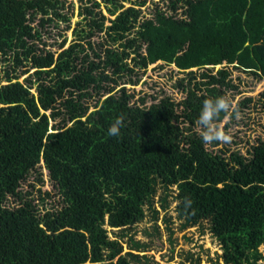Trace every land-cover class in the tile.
I'll use <instances>...</instances> for the list:
<instances>
[{
	"label": "trees",
	"instance_id": "obj_1",
	"mask_svg": "<svg viewBox=\"0 0 264 264\" xmlns=\"http://www.w3.org/2000/svg\"><path fill=\"white\" fill-rule=\"evenodd\" d=\"M147 1L0 0V264H149V244L129 230L146 208L157 220L158 193L163 208L176 202L180 228L209 223L219 263L264 259V139L243 154L206 144L198 119L205 99L230 104L238 92L230 66L264 80V0H160L146 17ZM159 61L183 74L173 84L183 97L148 104L126 85ZM41 168L55 208L48 191L32 193Z\"/></svg>",
	"mask_w": 264,
	"mask_h": 264
},
{
	"label": "rangeland",
	"instance_id": "obj_2",
	"mask_svg": "<svg viewBox=\"0 0 264 264\" xmlns=\"http://www.w3.org/2000/svg\"><path fill=\"white\" fill-rule=\"evenodd\" d=\"M76 2V0H72ZM156 2L158 4H156ZM161 6L160 0H148L146 5L142 7V13L149 17L154 12L155 7ZM77 3L74 4V15L71 18V29L66 30L65 36L67 39V46L73 39L72 28L75 26V22L79 19L77 15ZM104 11V10H102ZM105 13V11H104ZM108 24V22H105ZM63 24L60 25L62 27ZM56 30L51 32V38H48L49 42L61 40L60 37L55 36ZM54 37H58L54 39ZM102 38L95 37L94 41H98ZM94 45V44H93ZM54 50L56 46L52 47ZM216 66L213 71L219 68ZM196 70V68H193ZM202 69H197L200 72ZM233 82L238 85V92L234 93V97H231V92H228L230 107L229 113L218 124L221 131L230 137L228 142H220L218 147H224L228 150L238 149L242 154L245 153L249 144L254 142L257 138L264 139V113L260 110V100H264L262 91H264V80L255 78L248 72H243L238 69H233L230 66ZM24 76L20 77L22 80ZM183 77V74L173 65H167L163 62H156L148 65V67L140 72L139 82L136 85H126L129 88V92L135 94V98L145 97L147 103L152 102V98H160L163 95H169L175 100H179L183 97V94L178 92L173 84L177 78ZM244 97H250L252 101L248 107H242L241 111H237L231 118V110L236 108L238 102ZM42 184L37 183L32 193L34 197H38V192L35 190L40 188L43 192L48 191L49 197L45 199L47 208H55L58 202V194L53 187L51 181L48 178L47 172L44 168H41ZM36 178L29 177V179L22 184V191L30 189V184L35 183ZM161 193H158L154 199L155 209L158 211V218L155 221L152 217L151 211L145 209V218L131 227L129 233L133 234L134 239L140 240L149 244V250L140 252L145 253L149 257V264L155 262L157 264H223L217 261V255L221 252L216 239L211 235L209 231V223L202 221L195 226L180 228L181 220L176 217L175 205L171 196L166 199V206L163 208L161 200L159 198ZM7 203H13L12 198L8 199ZM157 224L158 234H154V224ZM170 227L172 233L167 227ZM116 228H108V236L113 238ZM144 231H148L151 235H147ZM122 239L121 241L125 240ZM170 239L172 242H170ZM123 252L127 251L126 244L123 243ZM260 252L264 255V244L259 246ZM256 264H264V259L259 260Z\"/></svg>",
	"mask_w": 264,
	"mask_h": 264
},
{
	"label": "clouds",
	"instance_id": "obj_3",
	"mask_svg": "<svg viewBox=\"0 0 264 264\" xmlns=\"http://www.w3.org/2000/svg\"><path fill=\"white\" fill-rule=\"evenodd\" d=\"M230 107L228 100L224 97L215 99H205L199 113V124L202 128L200 134L201 140L204 143L212 142H228L230 137L219 129L214 121L219 117L221 112H227ZM122 118H118L110 125L107 130V135L110 137H119L122 127ZM185 207H190L192 201L185 199Z\"/></svg>",
	"mask_w": 264,
	"mask_h": 264
}]
</instances>
